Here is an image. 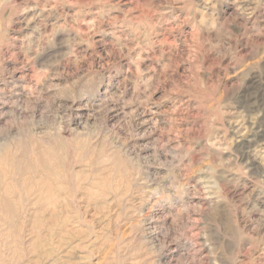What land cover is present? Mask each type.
Listing matches in <instances>:
<instances>
[{
    "label": "rangeland",
    "instance_id": "rangeland-1",
    "mask_svg": "<svg viewBox=\"0 0 264 264\" xmlns=\"http://www.w3.org/2000/svg\"><path fill=\"white\" fill-rule=\"evenodd\" d=\"M0 264H264V0H0Z\"/></svg>",
    "mask_w": 264,
    "mask_h": 264
}]
</instances>
